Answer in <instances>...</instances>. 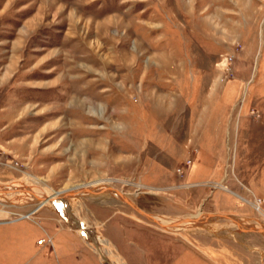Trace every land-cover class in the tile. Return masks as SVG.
<instances>
[{
    "label": "rangeland",
    "instance_id": "374dc122",
    "mask_svg": "<svg viewBox=\"0 0 264 264\" xmlns=\"http://www.w3.org/2000/svg\"><path fill=\"white\" fill-rule=\"evenodd\" d=\"M98 182L183 223L112 192L68 197L123 264H264V0H0V185ZM12 202L0 264H55L32 255L36 225L57 264H100L57 207ZM64 228L90 256L55 243Z\"/></svg>",
    "mask_w": 264,
    "mask_h": 264
},
{
    "label": "bare ground",
    "instance_id": "6f19581e",
    "mask_svg": "<svg viewBox=\"0 0 264 264\" xmlns=\"http://www.w3.org/2000/svg\"><path fill=\"white\" fill-rule=\"evenodd\" d=\"M101 182L86 185V186H77L74 188L66 189L63 191L59 192H50L44 189H23L21 187H16L13 184H8V185H0V204L7 206L11 203L12 201H16L17 204L19 203H24V204H35L38 203L40 206H45L47 204L49 205H54L57 207L60 211L64 208H66L69 212V216L64 213L63 218L65 219L68 223V225L76 231L80 237L84 240V242L99 256L100 260L104 264H123L121 262V259L116 255L113 254L112 252H107V249H104L107 246V241L99 239V237H95L93 232L87 228L85 225H83L82 229L78 227L77 217L75 216L74 213H71L69 210V205L67 204V198L70 197L68 196L69 193H72V196L75 195H81L87 193L88 189H91V187L94 185H97ZM114 193L113 191H110ZM115 195L123 198L121 195H118L114 193ZM71 196V197H72ZM5 212V210H3ZM215 216V215H213ZM217 216V215H216ZM25 219L28 218V216H24ZM23 217V218H24ZM220 217V216H219ZM197 219V220H196ZM155 223H158L161 227L164 228H171L173 230H178L183 228V223L182 222H173L171 220H166V219H161V218H156ZM200 219L197 217L185 221V222H198ZM233 221V220H231ZM80 222V221H79ZM236 224L239 223L237 220L233 221ZM104 259L106 261H104Z\"/></svg>",
    "mask_w": 264,
    "mask_h": 264
},
{
    "label": "crops",
    "instance_id": "0c3cea01",
    "mask_svg": "<svg viewBox=\"0 0 264 264\" xmlns=\"http://www.w3.org/2000/svg\"><path fill=\"white\" fill-rule=\"evenodd\" d=\"M99 195V194H98ZM95 196V195H94ZM20 222H22V221H18V222H8V223H3V224H0V226H2V225H4V226H17V225H19V223ZM32 225H36V224H32ZM35 230H37V236L38 237H36V238H32L31 240L30 239H28L27 237H25V234H23L22 232L23 231H21V232H19L18 231V233H17V238H15V239H12V243H14V245L16 246V247H11V248H9V251H8V253H10V254H13V255H20L21 253H25V251H24V247L28 244V241L30 240V243H33V248H35V249H33V253H32V255H34L35 257H39V256H42L41 257V259L42 258H44V257H46V256H50V257H52L53 255H54V257H55V264H57L58 262V256H57V249H58V246L55 244V245H53V247H51V246H49L48 244H40V243H38V240L40 239V237L42 236V234L44 233L43 231H45V230H43L39 225H36L35 227H33ZM65 231V232H64ZM64 231H61V232H63L65 235H58V233L56 232V234L54 235V237H55V243H59V238H58V236H64L62 239H60L61 241H62V244H65L66 243V241L67 240H69L70 241V243L74 246V248H76V251H78V250H80V251H82V258H83V256L85 255V256H90V251H89V249H87L86 248V246L83 244V242L81 241V239H79L78 237H76L73 233H70V231L68 230V229H65L64 228ZM67 233L69 234V236L71 237V235L73 236V238H70V237H68L67 236ZM66 236V237H65ZM65 238V239H64ZM28 240V241H27ZM52 240H53V238H52ZM66 240V241H65ZM151 240V242L147 245V250L146 251H148V249H151V251L153 250L152 249V247L154 248L155 247V240L154 239H150ZM11 240L9 239V238H5V237H3V238H0V250L3 248V246L5 245L6 246V244H8L9 245V243H11L10 242ZM152 241H153V243H152ZM112 242V245L114 246V248H115V250L126 260V258H125V256L123 255V254H121L120 252H119V250H118V246H117V243L116 242H113V241H111ZM159 242V241H158ZM88 246V245H87ZM163 246H164V244H163ZM89 247V246H88ZM151 247V248H150ZM158 247H160V246H158ZM61 248H63V245H61ZM80 248V249H79ZM84 248V249H83ZM85 248L88 250V251H85ZM90 248V247H89ZM164 247H162V249H163ZM167 248H168V246H167ZM90 250H92V249H90ZM164 250V249H163ZM85 252V254H84V252ZM162 251V250H161ZM92 252L94 253V254H96L93 250H92ZM162 262L164 263V256L165 255H168L169 254V252L167 251L166 252V250L165 251H162ZM97 255V254H96ZM168 257V256H167ZM97 258H98V261L100 260L99 259V256L97 255ZM100 262V264L102 263V261L100 260L99 261ZM126 263H127V260H126ZM103 264V263H102ZM168 264V263H167Z\"/></svg>",
    "mask_w": 264,
    "mask_h": 264
},
{
    "label": "water",
    "instance_id": "95a60500",
    "mask_svg": "<svg viewBox=\"0 0 264 264\" xmlns=\"http://www.w3.org/2000/svg\"><path fill=\"white\" fill-rule=\"evenodd\" d=\"M110 191H113L114 193H116L118 195H121L125 201H127L130 205L133 206V204L123 195L122 192H120L119 190H117V189H115L113 187H107V188L104 187V188H100V189H88L87 193H89L91 195H98V194H102V193L110 192ZM68 196H72V193H69ZM133 207H135V206H133ZM135 209H137V208L135 207ZM137 211H139L140 213H142L143 215H145L149 219L153 220L154 222L157 221L155 216L147 214V213H145V212H143V211H141L139 209H137ZM61 212L65 213V214H67L69 216V212H68V210L66 208L62 209ZM211 216H213V215H211ZM220 216L235 221V219L233 217L226 216V215H220ZM189 220H191V219H188L187 221H189ZM237 224L239 226L241 225L240 223H237ZM77 225H78L79 228L82 229L83 225L79 221H77ZM104 261H106V260L104 259Z\"/></svg>",
    "mask_w": 264,
    "mask_h": 264
},
{
    "label": "built area",
    "instance_id": "2783aa9c",
    "mask_svg": "<svg viewBox=\"0 0 264 264\" xmlns=\"http://www.w3.org/2000/svg\"><path fill=\"white\" fill-rule=\"evenodd\" d=\"M190 163H191V161L190 160H187V161H185L184 165L185 166H190ZM177 172H180L181 173L182 172V169L178 168L177 169Z\"/></svg>",
    "mask_w": 264,
    "mask_h": 264
}]
</instances>
